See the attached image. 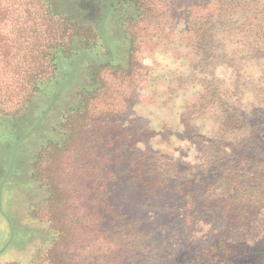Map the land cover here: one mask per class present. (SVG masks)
Here are the masks:
<instances>
[{"label": "rangeland", "instance_id": "374dc122", "mask_svg": "<svg viewBox=\"0 0 264 264\" xmlns=\"http://www.w3.org/2000/svg\"><path fill=\"white\" fill-rule=\"evenodd\" d=\"M124 1L50 0L52 23L38 5L0 2V256L19 245L25 264H47L45 187L26 172L46 142H63L68 115H84L73 123L77 143L50 169L66 191L77 189L64 211L77 223L63 251L69 264H264V0H142L130 77L104 69L98 95L78 112L82 75L60 87L68 63L29 102L17 95L21 78L42 67L32 58L45 38L56 44L69 29L64 19L81 35L72 61L104 58L103 18L135 15ZM118 163L124 176L110 195ZM109 195L127 222L112 234L93 224Z\"/></svg>", "mask_w": 264, "mask_h": 264}, {"label": "trees", "instance_id": "16d2710c", "mask_svg": "<svg viewBox=\"0 0 264 264\" xmlns=\"http://www.w3.org/2000/svg\"><path fill=\"white\" fill-rule=\"evenodd\" d=\"M49 1L50 0H20V3H25L26 5L30 6H40L44 18H48V20L52 23V20L57 17L52 13ZM88 1L98 3L101 0ZM124 2L134 5L135 15L128 16L126 18V24H124L122 21L120 23H117V21H115V19L110 16H105L103 18V23L100 30V40L101 46L105 51V55L103 56L104 58L82 57L76 59L75 61H72V58H69V52H72V48H69V46L73 44L72 38H75L76 35L71 32L77 29L75 28V25H72L67 19H64V22L69 25V29L65 32L63 38L61 40H57L56 44H51L50 42L55 41L52 40L51 36H47L45 38V46L43 45V47L39 50L38 56L32 58V60L34 61V65L38 64V62H35L36 60L41 61L43 63L41 68L45 66V71H43L44 69L39 70L41 69L39 68V65H36L39 69L35 67L31 68V70L26 73L23 78H21L17 95H19L20 92L24 91L22 93V99L29 102L31 98H33L34 92L38 90V87L41 85V83L44 81L53 82V78L50 77L53 73L56 74L55 79H58L61 76L58 72L61 68L67 65L65 63H68L70 65V76L68 77V79H66L65 82H61L60 87L63 89L66 86L65 84L70 82L72 79H76L78 74L82 75V79L85 84L79 91L82 95L79 98V101H76V104H78L77 107H71V110L76 109L75 111L78 112L79 109H83L86 106V103L89 100L94 99L98 95L100 90L99 86L102 85L99 78L104 69L112 70L114 71V73L120 72L121 75L130 77L135 72V62L133 56L135 52V46L134 39L130 30H133L132 27H135L138 24L137 22L139 20L144 19L145 11L143 9L146 7V3H143L142 0H125ZM172 4L174 3H171V10ZM108 19L113 20L115 28L120 32L122 39L127 43V48L124 51H111L110 47L108 46L109 32L107 31L106 27ZM76 27L78 29H81V27L78 25ZM77 32L79 31L77 30ZM80 37L81 35L79 34V36H77L76 38ZM82 40L84 41V39ZM83 47L86 48V44H83ZM55 50L57 52V55L59 53L62 55V57H60V55L59 57H56L54 54ZM130 60L132 67L129 70L128 74H124L125 72H127L126 70L129 69L128 65L130 63ZM25 93H27V95ZM0 114H3V111H0ZM79 118L84 119V115H68L66 120L69 121V131H66V134H64L63 142H46V145H44L41 150L38 151V154L34 157V161H32V165L30 166L29 177L31 181L35 183H37L36 181H40L42 185V187L40 186V188L45 187L46 196L44 197V213L46 214V216H44V218L47 225L45 233H48L49 235L52 233V238L49 240L50 245L48 246V248H46V250L42 249L43 243H41L40 246L42 249L41 252L43 253L42 256L44 257V261H46L47 264L71 263V257H69L68 254L66 255V253H64L63 251L67 250L68 245L72 243L73 236L75 232L77 233V231L76 229H72V227L70 226L72 225V223L68 221V217L64 215V211L66 210L65 206L67 200L73 199V196H75L77 193V189H74V187L72 186V191H66L52 178L50 169L52 168V164L54 165V162L59 158V156L69 151L70 148L77 143L76 135L79 133V129H76L73 126V123L75 122V120H78L80 122ZM119 138L120 142L127 143V151L131 150L129 148L130 141H128L129 138L127 137V134L121 135ZM131 158L132 157L127 154L126 159L130 160ZM120 159L122 158L120 157ZM139 161L142 162V160ZM139 161L137 162L139 163ZM47 164L49 166H47ZM120 165L121 163H118L116 165V170H110L109 174H107L112 178L108 186L105 187L109 191L110 195H112V193L116 190L117 185L119 184V182L115 181L114 178H116V176H124V169ZM134 167L135 165H133L132 167H128V169L135 170ZM137 168L138 169L136 173H141L143 165L139 163V167ZM130 174L134 173L129 172L128 175ZM104 175H106V173H104ZM152 175V178H154L155 175ZM151 182H154V179H151ZM149 188L150 189L148 192H151L153 191L152 189L155 188V186H151ZM94 202L96 203L95 208H103L102 206H104L105 203V201L102 202V199L100 197H97ZM106 202V214H103L102 210H100L99 212L96 211L94 214L95 216L93 217V224L94 222L95 224L96 222H98V224H103L104 222H106V224L111 228V232L107 233L112 234L117 228L118 224H120L121 222L126 225V215H121L120 209H122V206H118L117 204H120V202L118 203L115 198L112 199V196H110L109 200L107 199ZM76 224H73L72 226H76Z\"/></svg>", "mask_w": 264, "mask_h": 264}, {"label": "crops", "instance_id": "0c3cea01", "mask_svg": "<svg viewBox=\"0 0 264 264\" xmlns=\"http://www.w3.org/2000/svg\"><path fill=\"white\" fill-rule=\"evenodd\" d=\"M107 31L109 32V43L108 46L110 47L111 51H124L127 48V43L122 39L121 34L119 31H117V29L114 26L113 20L108 19L107 24ZM30 175V168L29 170L26 172V177H28ZM31 187H29L30 189ZM37 227V232H42L41 227ZM46 231V228H45ZM40 249V246L36 248ZM3 250V249H2ZM9 253L6 254V256H3L4 259L8 258L9 256L11 257V259L16 260L17 264H25L26 262L24 261L25 255H24V250L22 249V247H20L19 245L13 247L9 250H7ZM6 252V251H5ZM4 252V253H5ZM3 254V253H2ZM2 255L0 256V264H3V260Z\"/></svg>", "mask_w": 264, "mask_h": 264}]
</instances>
